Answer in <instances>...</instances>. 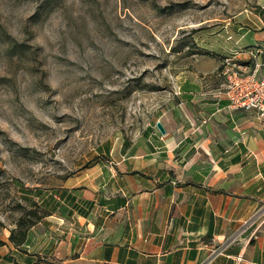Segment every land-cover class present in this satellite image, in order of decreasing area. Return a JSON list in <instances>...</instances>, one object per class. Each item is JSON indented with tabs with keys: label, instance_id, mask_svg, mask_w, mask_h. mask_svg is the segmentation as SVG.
Listing matches in <instances>:
<instances>
[{
	"label": "rangeland",
	"instance_id": "1",
	"mask_svg": "<svg viewBox=\"0 0 264 264\" xmlns=\"http://www.w3.org/2000/svg\"><path fill=\"white\" fill-rule=\"evenodd\" d=\"M261 32L264 0H0V237L18 202L52 194L28 248L63 264L104 213L70 214L61 191L96 187L117 159L187 157L222 58Z\"/></svg>",
	"mask_w": 264,
	"mask_h": 264
},
{
	"label": "crops",
	"instance_id": "2",
	"mask_svg": "<svg viewBox=\"0 0 264 264\" xmlns=\"http://www.w3.org/2000/svg\"><path fill=\"white\" fill-rule=\"evenodd\" d=\"M256 38L258 47L234 53L245 71L255 61L264 71V33L243 42ZM209 94L194 129L207 132L197 133L187 157L117 159L113 169L102 165L96 187L78 190L104 219L77 235L63 264H264V130L252 113L229 107L224 94ZM179 141L177 150L187 143ZM102 198L109 205L96 207Z\"/></svg>",
	"mask_w": 264,
	"mask_h": 264
},
{
	"label": "trees",
	"instance_id": "3",
	"mask_svg": "<svg viewBox=\"0 0 264 264\" xmlns=\"http://www.w3.org/2000/svg\"><path fill=\"white\" fill-rule=\"evenodd\" d=\"M137 172V171H133ZM22 190L30 191L28 187H22ZM70 191V190H68ZM40 193L34 194L39 195ZM63 199L69 204L68 212L70 214L75 213L80 216H87L94 207V201L78 197L73 192L61 191ZM41 198L40 203L36 200H28V205L18 202L17 209L20 211L18 217L14 221V226L8 229L7 240L0 237V247L8 246L9 250L1 254L0 260H4L7 263L13 264H40L45 262L37 253L31 251L29 247V238L33 227L41 221L44 217L53 213L54 210L48 209L47 206L53 207L52 194ZM81 201V202H80ZM122 200H118L117 204L124 203ZM43 202V205H41ZM99 205H109V199H99ZM86 205V206H85ZM1 224V223H0ZM20 258V260L18 259ZM62 262V261H61ZM46 263V262H45Z\"/></svg>",
	"mask_w": 264,
	"mask_h": 264
},
{
	"label": "built area",
	"instance_id": "4",
	"mask_svg": "<svg viewBox=\"0 0 264 264\" xmlns=\"http://www.w3.org/2000/svg\"><path fill=\"white\" fill-rule=\"evenodd\" d=\"M258 51L251 50V58H255ZM234 55L232 53L222 58L220 73L225 81L218 86L216 93L225 95L229 107L252 113L264 130V71L257 61L250 70H243ZM210 260L207 258L200 264H209Z\"/></svg>",
	"mask_w": 264,
	"mask_h": 264
},
{
	"label": "water",
	"instance_id": "5",
	"mask_svg": "<svg viewBox=\"0 0 264 264\" xmlns=\"http://www.w3.org/2000/svg\"><path fill=\"white\" fill-rule=\"evenodd\" d=\"M156 125H157L158 129L160 130V132H162V133L165 132V129H164L163 125L161 124V122L158 121L156 123Z\"/></svg>",
	"mask_w": 264,
	"mask_h": 264
}]
</instances>
